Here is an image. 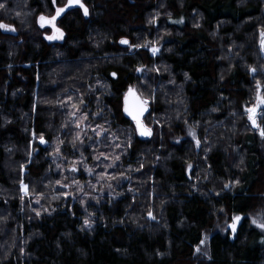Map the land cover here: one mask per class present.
I'll return each mask as SVG.
<instances>
[{
    "label": "trees",
    "instance_id": "trees-1",
    "mask_svg": "<svg viewBox=\"0 0 264 264\" xmlns=\"http://www.w3.org/2000/svg\"><path fill=\"white\" fill-rule=\"evenodd\" d=\"M63 2L0 0V264H264V106L258 126L245 112L264 95V0H83L49 41L37 17ZM122 34L131 45L111 50ZM152 75L153 136L138 141L115 104ZM76 109L101 114L130 179L87 225L53 163L75 156ZM163 128L186 139L166 148Z\"/></svg>",
    "mask_w": 264,
    "mask_h": 264
},
{
    "label": "rangeland",
    "instance_id": "rangeland-1",
    "mask_svg": "<svg viewBox=\"0 0 264 264\" xmlns=\"http://www.w3.org/2000/svg\"><path fill=\"white\" fill-rule=\"evenodd\" d=\"M67 2L68 0H64L62 4L56 5L54 13L52 15H38L37 22L40 24L41 16L45 17L46 19H50L56 14L57 8L65 7V5H67ZM80 2L83 3V0H80ZM55 24L56 27H58L56 21ZM127 26L130 28L136 25H130L129 23H127ZM262 32H264V30L259 33L258 47L260 55L264 57V47H262L261 45ZM43 33L45 35V38L49 41H58L62 38L48 39L47 37L58 34L55 33L52 26L47 23L44 24ZM122 40H126L128 41V43L124 45L121 43ZM131 41L132 39L130 36L122 34L119 35L113 43H110L108 47H110L111 50L127 49L131 45ZM150 79V82L146 81L145 83L143 82L140 85L131 80L123 86V92L128 88H135L143 99L148 100L146 94H142V92L146 91L147 88H150L152 90V85H156L158 81L153 75L150 77ZM258 96L264 97V95H257L254 104L245 108L248 123H252V121L249 119L250 113L248 112V109L255 108L254 118L255 120H257L260 109L264 106V104H258ZM122 97L123 94L118 98V101L115 104V113L117 118H119L120 120L125 119L123 113ZM147 103L149 104L151 111V108H153L154 105L152 104V102H150V100L147 101ZM100 116V113L92 114L89 111L76 109L74 111V117L72 118V120H75V130L76 133H78L80 140L73 149V153L75 154V156L69 159L68 164L65 166L64 160H61L63 158H59V153H55L53 155L54 166L60 173V176L57 180L58 187L63 191L64 197L70 198L71 202L80 201L81 205L79 206V211L82 213L81 215L84 217V219L87 220L88 224H91L94 218L93 210L88 209V205L90 204V207L96 206L99 201L108 198L110 207L115 208L117 199L120 196L119 194H122V191L118 187L124 182H130V179L124 178L121 175L117 167L120 160L119 157L121 155L120 141H118L116 135L108 132L107 127L105 126V124H103V120L99 119ZM146 124L152 128V134L149 139H147L151 140L153 136V127L149 121H146ZM158 134H163V140H161L159 136L158 138L160 139V143L164 141L166 148L178 147L179 144L186 139L184 137V131H180V133L177 134L174 133L172 129L163 128V130H161ZM136 138H138L137 135ZM90 142L92 143V145L98 146L96 154L92 156V158H89L88 154L85 153L86 150L90 147ZM164 148L165 147H162V149ZM25 189L26 188L22 186L24 194L26 193ZM28 198L30 206H35L38 208L37 210L40 211L41 207L43 206L41 199L39 197ZM238 221L233 219L232 224L235 223L236 225ZM251 221L252 223L253 221H256V223L253 224L258 228L264 230V228L258 226L259 224L264 223L260 216H256ZM208 239L209 235L204 234L202 237L203 243H200L196 250L199 249V251L204 252L208 244Z\"/></svg>",
    "mask_w": 264,
    "mask_h": 264
},
{
    "label": "snow or ice",
    "instance_id": "snow-or-ice-1",
    "mask_svg": "<svg viewBox=\"0 0 264 264\" xmlns=\"http://www.w3.org/2000/svg\"><path fill=\"white\" fill-rule=\"evenodd\" d=\"M53 3H55V0H53ZM73 3H78L79 6L84 9V14L88 15V9L84 6L83 3L80 2V0H69V4L65 5V8L69 7ZM2 7H4V5L0 4V8H2ZM65 8H57L56 14L54 16H52L50 19H46L43 16L40 17L41 27H44V24L47 23V24L51 25L52 28L54 29V32L58 34V35L49 36V37H47L48 39H57V38H61L63 36V33L61 32V30L58 27H56L55 21L57 20V17H59L61 15V13H63L65 11ZM0 27L8 28L9 26L0 23ZM261 36H262L261 45H262V47H264V32L261 33ZM121 43H127V41L122 40ZM113 75H115V74H113ZM257 86L259 88V82H257ZM130 94H131V89L129 90V95ZM257 99H258V104H264V97L258 96ZM142 103L143 102H136V103H133L130 105L129 101H128V96L126 95V97H125V109L124 110L129 116L132 117V119L134 121H136L137 127L141 129V135H150L151 134L150 130L143 127V125L141 124V121H140V116L142 115V113L144 111V108L142 107ZM248 112L250 113L249 119L252 121L253 125L258 126V125H256V120L254 118L255 108L248 109ZM261 135L264 136V129H261ZM42 142H43V139H42ZM149 215H151V213H149ZM239 219H240V217H234V220L238 221ZM253 223H256V221H253ZM85 224L87 225L88 222L85 221ZM258 226L261 228H264V223L259 224ZM231 227L233 230H235V227H236L235 223H233L231 225ZM201 243H203V241H201ZM197 251H199V249H197Z\"/></svg>",
    "mask_w": 264,
    "mask_h": 264
},
{
    "label": "water",
    "instance_id": "water-1",
    "mask_svg": "<svg viewBox=\"0 0 264 264\" xmlns=\"http://www.w3.org/2000/svg\"><path fill=\"white\" fill-rule=\"evenodd\" d=\"M68 4H69V0L67 2V5ZM77 7H79V4L73 3L72 5L67 7V9H73V8H77ZM40 24H41V21H40ZM124 41H126V40H124ZM127 43H128V41H127ZM127 43H122V44H127ZM113 74H112V77L114 78L115 75H113ZM130 89H131V94L129 95ZM126 95L128 96V101H129L130 105L133 103H136V102H143L142 107L144 108V111H143L142 115L140 116V121H141V124L143 125V127L149 129L150 133L152 134V128L150 126H148L146 124V121H145L147 114L150 112L149 104L139 95L138 91L135 88H128L124 92L123 97H122L123 113H124L125 118L132 122L137 137L141 140H147V139H149L151 134L150 135H141V129L137 127L136 121H134L132 119V117L129 116L124 110L125 109V97H126Z\"/></svg>",
    "mask_w": 264,
    "mask_h": 264
},
{
    "label": "flooded vegetation",
    "instance_id": "flooded-vegetation-1",
    "mask_svg": "<svg viewBox=\"0 0 264 264\" xmlns=\"http://www.w3.org/2000/svg\"><path fill=\"white\" fill-rule=\"evenodd\" d=\"M124 45H125V44H124ZM137 140H138V141H143V140H141V139H138V138H137Z\"/></svg>",
    "mask_w": 264,
    "mask_h": 264
}]
</instances>
